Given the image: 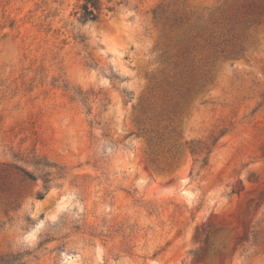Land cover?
I'll return each instance as SVG.
<instances>
[{
    "label": "rangeland",
    "instance_id": "374dc122",
    "mask_svg": "<svg viewBox=\"0 0 264 264\" xmlns=\"http://www.w3.org/2000/svg\"><path fill=\"white\" fill-rule=\"evenodd\" d=\"M85 1L0 0V161L67 171L0 206V253L264 264V0Z\"/></svg>",
    "mask_w": 264,
    "mask_h": 264
},
{
    "label": "trees",
    "instance_id": "16d2710c",
    "mask_svg": "<svg viewBox=\"0 0 264 264\" xmlns=\"http://www.w3.org/2000/svg\"><path fill=\"white\" fill-rule=\"evenodd\" d=\"M101 7L98 0H86L82 5V22H95L100 17ZM156 14V11H154ZM13 23H11V26ZM205 33V29H202ZM208 29H206V32ZM198 37V36H195ZM211 37V35L209 36ZM82 38H85L82 36ZM84 41V39H82ZM118 78V76H115ZM80 92L79 98L83 102L87 99L86 95ZM90 113V110H89ZM148 111H145L147 114ZM148 119H154L148 117ZM164 139L147 138L149 149L153 146L161 147ZM177 149V147H176ZM153 153V152H152ZM209 156H205L204 163L208 162ZM28 167H33V170ZM65 167L57 161L50 159L48 156L39 154L35 150H19L12 154V160L0 161V206L13 207L18 209L22 206L24 199L30 192L29 183L42 181V188L36 192L38 199H43L48 193L53 183L66 176ZM30 251H7L0 253V264H28L30 261Z\"/></svg>",
    "mask_w": 264,
    "mask_h": 264
}]
</instances>
